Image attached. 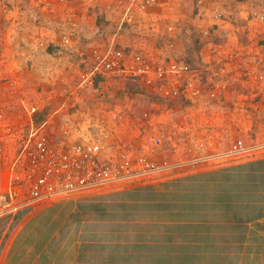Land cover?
I'll return each instance as SVG.
<instances>
[{"label":"crops","instance_id":"crops-1","mask_svg":"<svg viewBox=\"0 0 264 264\" xmlns=\"http://www.w3.org/2000/svg\"><path fill=\"white\" fill-rule=\"evenodd\" d=\"M166 1L164 5L168 8L165 11L171 14L167 18L171 22H183V17L189 18L197 12L190 2L185 11L175 7L172 0ZM230 1L233 2L222 12L231 11L227 14L233 13L239 18L230 20L225 17L220 37L226 47L232 39H226L232 35L227 27L232 25L238 27L237 30L244 27L253 6L264 4V0ZM114 8L108 7L104 0H71L65 4L58 0H11V8L7 7V10L0 4V14H8L6 18H0V23H8L11 28V38L0 36V44L11 48V75L26 76L27 72L48 81L56 72L70 73L67 66H72L73 57L81 61V54H88L93 42L111 34L117 19ZM9 18L11 20H4ZM74 30L81 33V46L64 47L70 51L61 55L48 51L51 46L54 49L62 47L56 38L59 32L66 34ZM245 37L240 44H246ZM187 39L191 36L183 32L180 49H184ZM125 41L128 42L124 38ZM232 44L235 47L231 49H238L240 62L247 58L245 64L249 62L259 71L264 70V47L260 51L248 52L249 55L247 45L240 48L236 42ZM68 53L74 56L66 55ZM16 56L19 61L15 63ZM25 59L27 68L20 72V60ZM221 60L213 58L215 72L220 74L225 68L220 65ZM29 65L35 66V70ZM227 69L235 70L233 64ZM234 81L238 80L233 79L232 85ZM243 85L236 84L224 102H230L232 98L240 101L239 87ZM90 94L86 102L93 103L96 99ZM49 101L45 99L42 104H49ZM74 104H84L82 96L75 98ZM181 107L172 108L163 118L168 119L171 126L178 125L185 131L189 128L194 134L198 133V139L214 145L211 153L194 159L179 152L177 157L172 156L171 168L154 173L145 180L125 181L119 192L117 189L105 192V195H118L120 208L124 211L90 214L92 218L88 217L90 222L86 227L91 232L102 230V242H97L96 236H90L91 248L81 252V243L76 236L47 237V248L39 254L48 256V264H96L97 253L105 254L102 264H264V128L260 125L261 117L253 113L240 116L237 111L246 112L244 108H248L264 114V104H186ZM229 116L233 117L231 122ZM216 124L224 129L210 128ZM226 130H240L241 141L247 149L245 152L233 153L235 142L232 138L225 142ZM31 220L27 218V221ZM63 227L70 229L72 226ZM16 239L11 241L9 238L3 247L0 264H18ZM37 254L30 264L39 263L40 255ZM113 255L119 259L115 261Z\"/></svg>","mask_w":264,"mask_h":264},{"label":"built area","instance_id":"built-area-1","mask_svg":"<svg viewBox=\"0 0 264 264\" xmlns=\"http://www.w3.org/2000/svg\"><path fill=\"white\" fill-rule=\"evenodd\" d=\"M106 1L110 3L109 7L120 6L123 10L116 24L117 31L141 28L144 19L159 6V0ZM203 5L201 0L200 6ZM202 13L198 9L192 16V28L196 33V62L188 56L181 58L176 55L182 28L176 24L162 26L156 22L152 25L156 41L151 50L147 51L145 46L137 48V42L122 46L117 34L102 48L94 49L81 80L82 86L94 89L96 78L101 79L97 90L110 83L122 85L129 82L142 84L151 94L171 102L185 100L192 104H205V101L215 104L225 86L216 83L221 74L215 72L213 58L222 56L218 34L226 21L214 11L210 22L207 19L202 22ZM249 17L264 23V4L255 5ZM162 29L164 32L160 34ZM76 32L66 33L63 39L65 47H72L70 43ZM167 49L173 50V53L166 54ZM238 58L237 53H230L226 60H221L220 65H225L221 73H227V68L234 65ZM230 74L233 72L230 71ZM243 77L247 82L256 79L264 83V70L257 73L248 68L243 71ZM247 87L253 90V87ZM23 106L27 129L22 134L0 116V220L13 217L25 207L50 202L58 197L92 191L112 183L145 180L154 173L171 168L169 154L178 153L180 144L190 142L182 135L184 128L170 130L161 127L163 122L151 112H144L136 118L137 135L127 142L118 136L114 126L110 127V123L117 121L123 124L119 115L100 113L92 126L97 125L98 133L95 135L89 130L83 133L80 130L82 127H62L52 132L48 122L39 126L36 124L38 108ZM9 144L15 147L17 155L6 178L3 170ZM246 150L242 141L236 142L232 149L233 153Z\"/></svg>","mask_w":264,"mask_h":264},{"label":"rangeland","instance_id":"rangeland-1","mask_svg":"<svg viewBox=\"0 0 264 264\" xmlns=\"http://www.w3.org/2000/svg\"><path fill=\"white\" fill-rule=\"evenodd\" d=\"M68 1L71 0H67L66 2ZM104 1L109 7L110 3L106 0ZM203 1L204 5L201 7V0L199 2H196L195 0H183V2L181 0H172V2L175 4V7L177 6L181 9L184 8L183 10L185 11L187 10V8H189V6L186 7V4L189 2L194 8V12L196 9H201L203 11V17H200V20L202 22L204 19H207L210 22L213 19L212 17L214 11H217L218 14L222 15L224 20L226 16L230 20L239 18L236 14H227L231 11H226L227 13H225V11L222 12V9L228 8V4L233 1L225 0L224 4H222L223 0ZM66 2L60 1V3L62 4H65ZM166 2H169V0H167ZM0 4L1 6L5 7L4 10H7V7L11 8V0H0ZM225 4H227V6ZM112 7H115V14H117L115 18L117 19L114 20L113 30L111 34H108L101 40L98 39L97 42H93V46H90L91 51L88 52V54H81L80 59L82 62L78 60L79 58L76 59L75 57H73L72 60H74V62H72V66H67L68 70L71 69L70 73L63 74L62 72H56L55 75H52V77H50L48 81L43 79L41 80V77H36V75H29L27 72L25 74L26 76H12V60L10 53L11 48H7L3 45V43L0 44V116H2L9 125H13V127H15L17 131L21 132V134L26 132L27 120L25 119V110L22 107L23 104H26L31 107L35 106L36 108H38L39 114L36 115V124L39 126L45 122H49V126L51 127L52 132H57L58 129H61L62 127H82L80 130H82L83 133H87L89 130L93 134H96L98 133V129L96 127L97 125L95 124V127L92 126L94 125L93 123L97 120V116L100 113H113L114 115H119V117L123 119V124H120L117 121L110 123V127L112 128V126H114V130L117 132L118 136L127 142L131 141L137 135L135 123L136 118L138 119L144 112L157 114V116L163 122V125L161 124V127H166L170 130L181 127L178 125L171 126L169 124V120L163 117L167 114L168 111H171L172 108H178L192 103H188L185 100H177L176 102H171L170 100L159 98L158 96L151 94L150 91L142 84L140 85L129 82L122 85L110 83L109 85L103 87L105 88L104 91H106L111 96V98L104 102L105 99H101L99 96L100 94L102 95L101 92H103V89H99V91L91 90L89 87H86L84 85L82 86L81 80L84 76V72L87 69V64L90 62L91 52L96 48H102L104 46L103 44L107 43L115 34H117L118 37L121 38L120 42L122 46H131L134 42H137L139 44L136 46L137 48H142V46H145L147 51L153 49V44L156 41V36L154 37L153 34L156 35V33L154 32L152 25L156 22H160L161 24H159L162 26L168 24H176L179 27L185 28L183 30L184 34L187 36L190 35L191 39H187L188 41L184 49L181 47V49L179 48V51H177L178 53H176V51L175 53L176 55H178V57L183 58V56H188V58L192 59V62L193 60L194 62H196L197 55L195 47H193L195 46L194 38L196 36V33L194 32V29H190V27L192 28V26L188 22H192L194 17H183L184 21H179L180 23L175 21L171 22L169 19H167L168 15L171 14L165 11L168 7L166 6V4L164 5V0H159V6L154 8L155 10H153V12L144 19L146 23L144 22L141 28L130 27L125 28L123 31H117V22L119 21L121 12H123V10L120 6ZM183 14L184 13H182L181 15ZM0 15V18H6V15L8 14L3 13ZM4 20L11 19L9 18ZM246 22L244 24V27L239 28L238 30L236 29L238 27H233L232 25L227 27V29L232 32V35L229 34V36H226V39H232L230 40L227 47L226 42L224 43V45L221 43V50L223 51L222 56L219 57V59H222L223 61L226 60L227 56L229 57L230 53H237L240 58L238 49H231V47L233 46V41L236 42L240 48H245V46L247 45V53L250 51H254V49L260 51L261 47H264V23L259 22L257 19H251V17H249ZM163 32L164 30L162 29L159 33L162 34ZM80 34V32H76V37L72 38V41L70 43L71 46L78 47L79 45L81 46L83 44V41L79 39ZM0 36H2V38H11V28H9L8 23H0ZM65 36L66 34L64 32H59L56 38L59 39V46L62 47H56L54 49V47L51 46L49 47L48 51L51 50L53 51L51 53L55 52L59 55L69 52L70 50L64 49L65 46L63 45V39ZM129 36L130 39L128 38ZM244 36H246L245 38L247 39L245 40L246 44H240L239 42L244 39ZM124 38L128 40L127 43L126 41L124 43ZM233 47H235V45ZM65 48L69 49V47ZM240 51L245 52V49H240ZM165 53L171 54L173 53V50L167 49ZM248 54L251 55L250 53ZM66 55L74 56V54L72 53H68ZM239 58L234 63L235 70L233 74H230L231 69H229L227 73L221 74V76L217 77L218 82L216 83H221L222 86H225V89L222 90V94L220 93L221 96L219 100L216 101V104H264V83L259 82L256 79L252 80L251 82H247L243 77V71L245 69L252 68V70L259 73L258 67L249 65V62L245 64V60H247V58L241 62L239 61ZM18 61L19 56H16L15 63ZM25 61L26 59L20 60V62H22V65H19L20 72H23V70L27 68V66L24 64ZM215 63H217V61H215ZM30 64H33V62H30ZM53 65L56 64L53 63ZM30 68L32 70H35L36 67L30 66ZM206 78L207 76L205 75V83L207 82ZM233 79L238 81H234L235 84L232 85ZM240 80H242L243 83ZM239 82L241 84H244L243 86L239 87L240 101H238V99L234 101V99L232 98L230 102L228 100L227 102H224L225 99L233 93V90L237 87L236 84H239ZM247 83L249 86L253 85V90L248 88V85H245ZM119 89H121V91ZM43 91L45 92L44 96L41 95L43 94ZM90 93H92V97L94 96V98L96 99V101L93 102L94 104L92 103V101H90L89 103L86 102V100H89V96L91 95ZM81 96L84 100V104L75 105V98H79ZM45 99L50 100V103L42 104ZM97 99L99 101H97ZM206 104L207 102L205 101V105ZM192 105L197 106L199 104ZM244 110L246 112L237 110L238 115L245 116L247 113H253V115L261 117L262 121L260 125L264 128V114H262V112H259L258 110H253L254 112H252V110H248V108H244ZM113 114H111V116H113ZM232 118L233 117L229 118L230 122L232 121ZM212 127L217 129H224V126H218V124L211 126L210 128ZM226 131L225 142H228L231 138L235 143L242 140V137H240L242 134L240 133V130L237 132L233 130H230L229 132L228 130ZM192 134L194 135V137ZM182 135H185L188 140L190 138V142L185 145L180 144L179 152H184L186 155H190V158L194 157V159L202 158L205 155L211 153V149H213L214 145L207 144L206 142L198 139V133L194 134V131H191L188 128L186 131L184 129L182 130ZM16 155L17 152L15 147L9 144L7 147V162L5 163V167L3 170L6 178L10 175L11 164L16 158ZM173 155L177 157L176 152H174L173 154H169L170 161H173ZM126 182L112 183L92 191L58 197L50 202H43L32 207H25L21 211H19V213L14 215L15 217L13 216L0 220V252L3 250V247L6 246L9 238H11L12 241L17 237L18 240L16 239L17 241L14 245L16 247V253H19L16 256L17 262L18 264H30L31 261L34 260V256L37 253V255H40L39 251L47 248L45 245L47 244V237H49V239H51L52 237L63 238V236L65 237L67 235L71 236L72 238H74V236L77 237V239L81 243V252L88 251L89 248H91L90 242L92 240H89L88 237L96 236V241L102 242L101 238H103L104 236L102 230L91 232V230L87 229L86 226L90 222L88 219L92 218L89 217L91 216L90 214L102 212L120 213L124 211L123 208V210L120 208V197L118 195H105V192L108 193V191L113 189H117L116 192H119L121 185L126 184ZM27 218H32L33 220L27 221ZM79 218L81 220H78ZM51 224L53 225L52 227L47 226ZM24 225L26 226L24 227ZM63 225H67L70 227L72 226V229H69V227H63ZM49 227L53 229L50 230ZM73 229L74 231H72ZM97 254L98 255H96L95 260L96 264H102L104 262L103 257L105 254ZM109 254L106 255L110 256ZM100 259H102V261H100ZM118 259L119 256L115 255L114 260L117 261ZM38 264H48V256L45 253L40 255Z\"/></svg>","mask_w":264,"mask_h":264},{"label":"trees","instance_id":"trees-1","mask_svg":"<svg viewBox=\"0 0 264 264\" xmlns=\"http://www.w3.org/2000/svg\"><path fill=\"white\" fill-rule=\"evenodd\" d=\"M196 2H199L200 0H195ZM95 82H94V89H91V90H97L98 89V86H99V83H100V81H101V79H95L94 80ZM105 89L103 88V92H101L102 93V95L100 94L99 96H100V98L102 99V98H104L105 100H108L109 98H111V96H110V94H108L106 91H104ZM35 119H36V117H35Z\"/></svg>","mask_w":264,"mask_h":264},{"label":"clouds","instance_id":"clouds-1","mask_svg":"<svg viewBox=\"0 0 264 264\" xmlns=\"http://www.w3.org/2000/svg\"><path fill=\"white\" fill-rule=\"evenodd\" d=\"M195 14V13H194ZM194 14H192L191 16H189V18L190 17H192V16H194ZM189 23H190V25L192 26V22H190V21H188ZM182 28V30H184L185 28H183V27H181ZM190 29H193V28H191L190 27ZM221 30H222V28L220 29V31H219V34H218V40H219V42H220V44L222 43V37H220V32H221ZM184 32V31H183ZM124 33V32H123ZM192 35V34H191ZM195 41V40H194ZM193 47H195V50L197 51V45H196V43H195V46H193ZM196 55H197V53H196ZM216 104V103H215Z\"/></svg>","mask_w":264,"mask_h":264}]
</instances>
